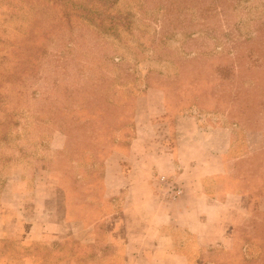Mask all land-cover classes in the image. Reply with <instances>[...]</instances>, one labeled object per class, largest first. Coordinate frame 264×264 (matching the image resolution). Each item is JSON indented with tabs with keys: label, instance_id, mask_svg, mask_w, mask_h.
I'll list each match as a JSON object with an SVG mask.
<instances>
[{
	"label": "rangeland",
	"instance_id": "1",
	"mask_svg": "<svg viewBox=\"0 0 264 264\" xmlns=\"http://www.w3.org/2000/svg\"><path fill=\"white\" fill-rule=\"evenodd\" d=\"M204 1L0 0V208L27 206L40 223L65 224L88 264L89 224L120 204L104 196L106 158L129 148L139 124L166 138L167 124L189 114L229 133L226 172L209 189L241 197L230 211L233 249L194 264H264V0L221 12ZM233 38H249L256 62L231 54L247 52ZM17 43L36 53L30 73L16 72ZM218 66L233 68L228 82ZM17 234L6 230L0 255L20 245Z\"/></svg>",
	"mask_w": 264,
	"mask_h": 264
},
{
	"label": "crops",
	"instance_id": "2",
	"mask_svg": "<svg viewBox=\"0 0 264 264\" xmlns=\"http://www.w3.org/2000/svg\"><path fill=\"white\" fill-rule=\"evenodd\" d=\"M165 114L158 108L153 116ZM160 133L139 124L129 148L106 158L104 196L114 201L119 197L120 204L108 205L106 215L89 224L93 255L86 258L88 264L110 259L119 264H194L201 253L233 249L230 211L241 197L227 194L221 199L209 189V182L226 172L229 133L221 127L204 128L189 114H178L167 124L166 138ZM159 175L173 178L182 194L168 199ZM47 217L40 223L27 206L0 208V239L12 227L20 243L5 249L0 264H82L80 240L68 236L65 224ZM34 243L55 244V251L29 247Z\"/></svg>",
	"mask_w": 264,
	"mask_h": 264
},
{
	"label": "trees",
	"instance_id": "3",
	"mask_svg": "<svg viewBox=\"0 0 264 264\" xmlns=\"http://www.w3.org/2000/svg\"><path fill=\"white\" fill-rule=\"evenodd\" d=\"M235 1L236 0H205L204 1L205 2V5H206L205 11L207 9L214 8L215 7V4L218 3L217 4V8H218L217 11L219 10V12H221V10H224L225 9V6L227 7L229 5H232V3H234ZM183 2H186V0H183ZM174 10L175 9L172 7V16H173V13H176ZM177 10H180V9H177ZM207 16H209V15H207ZM180 24H183L182 19H181V23ZM263 29H264L263 27H260V30L263 31ZM262 36H263V34H262ZM248 39L249 38H246L245 40L244 39L243 40H240V39H235V38L231 39L229 42H231V45L234 48L236 47L235 49L239 48L240 46H244L246 48V50H247V52H246L245 55L244 54H240V53H237V54L236 53H231V54H234L238 59L243 58V59L252 60L253 62H256V58L252 59L253 58V53L255 52L256 49H253L252 47H249ZM260 42L261 43L264 42L263 37H262V39H261ZM240 44H242V45H240ZM14 49L17 51V53H19V55H17V57H16V61H17V69H16V72L18 74H20L21 71H23L21 69V67H24L27 70L28 73L32 72L33 69H34V67L33 66H29L28 64H30V62L32 61V58H36V53L33 52L31 49L27 48L26 45L23 47L21 44H18V43H17V45L15 46ZM258 50L264 51L263 48H258ZM209 52H206V53H209ZM226 54L228 55L229 53H226ZM223 56H224V54H220L217 57H223ZM262 56L264 57V55H262ZM255 66H256V63H254L252 66L246 68V70L247 71H250V70L253 71V67H255ZM218 68H219V71H220V73H218V75H220L221 82H224V81L225 82H228V79L227 78H231V76H232V75L229 76L228 72H230L233 68L232 67L230 68L228 66H222V67H219L218 66L216 69L218 70ZM236 75H237V73H235L234 76H236ZM219 91H221V90H219ZM56 96L57 95H52V97H51V98L54 97V99H53L54 102L56 100ZM236 98L237 99L239 98V95H237V93L233 97V99H236ZM246 103L247 104H244V105H242L240 107V109H241V115L242 116L245 114V112L247 110L249 111V109H251V106L248 105L249 103L247 102V100H246ZM260 107L261 108L263 107V104L262 103L259 104L258 108H260ZM53 110H57V109H54L53 108ZM50 113L51 114H54V115L57 114L55 111L50 112ZM73 118L74 117H72V119Z\"/></svg>",
	"mask_w": 264,
	"mask_h": 264
},
{
	"label": "built area",
	"instance_id": "4",
	"mask_svg": "<svg viewBox=\"0 0 264 264\" xmlns=\"http://www.w3.org/2000/svg\"><path fill=\"white\" fill-rule=\"evenodd\" d=\"M158 182L161 187V189L164 192V195L168 199H176L178 198L182 192L183 189L179 183H177L173 178L168 177L166 175H159L158 176Z\"/></svg>",
	"mask_w": 264,
	"mask_h": 264
}]
</instances>
